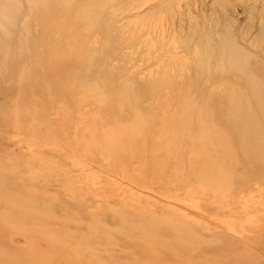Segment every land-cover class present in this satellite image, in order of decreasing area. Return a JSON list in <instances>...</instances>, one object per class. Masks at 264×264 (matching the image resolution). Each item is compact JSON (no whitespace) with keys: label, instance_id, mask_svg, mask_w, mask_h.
Returning a JSON list of instances; mask_svg holds the SVG:
<instances>
[{"label":"rangeland","instance_id":"1","mask_svg":"<svg viewBox=\"0 0 264 264\" xmlns=\"http://www.w3.org/2000/svg\"><path fill=\"white\" fill-rule=\"evenodd\" d=\"M264 264V0H0V264Z\"/></svg>","mask_w":264,"mask_h":264},{"label":"bare ground","instance_id":"2","mask_svg":"<svg viewBox=\"0 0 264 264\" xmlns=\"http://www.w3.org/2000/svg\"><path fill=\"white\" fill-rule=\"evenodd\" d=\"M84 258H85V260H89L91 262V264H93V259H90L88 257H84Z\"/></svg>","mask_w":264,"mask_h":264}]
</instances>
